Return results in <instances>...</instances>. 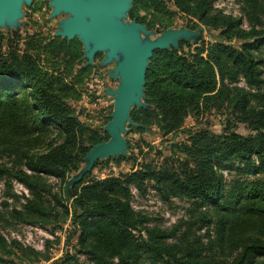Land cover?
Segmentation results:
<instances>
[{
    "label": "trees",
    "instance_id": "trees-1",
    "mask_svg": "<svg viewBox=\"0 0 264 264\" xmlns=\"http://www.w3.org/2000/svg\"><path fill=\"white\" fill-rule=\"evenodd\" d=\"M167 1L134 0L129 16L151 27L154 21L138 16V5L157 16L168 12ZM171 1L214 33L193 50L185 51L189 43L181 41L179 48L154 51L145 84L149 107L131 111L143 125L137 129L157 125L164 135L184 132L191 112L226 105L253 133L243 135L232 126L222 134L188 132L178 144L184 159L143 162L131 173L103 179L86 180L87 173L70 188L69 201L68 179L102 139L69 104L77 89L65 73L45 69L29 51L36 47L31 40L22 55L13 46L4 54L0 37V181H18L29 190L26 202L11 210L19 221L74 227L75 247L90 261L74 257V264H264V0H239L241 16L215 8L214 0ZM80 46L76 39L55 37L53 57L63 55L70 65L80 56L78 51L72 57V48ZM224 170L234 173L230 179ZM48 176L60 179L63 193L53 190ZM145 181L154 182L166 199L191 201L196 219L184 231L179 225L148 226L131 193L146 191ZM195 225L205 233H195ZM12 255L0 231V264H18Z\"/></svg>",
    "mask_w": 264,
    "mask_h": 264
},
{
    "label": "rangeland",
    "instance_id": "rangeland-1",
    "mask_svg": "<svg viewBox=\"0 0 264 264\" xmlns=\"http://www.w3.org/2000/svg\"><path fill=\"white\" fill-rule=\"evenodd\" d=\"M49 1L33 0L31 5H24V16L20 19L21 24L19 27H0V37L3 44L2 52L6 54L8 48L13 46L18 54L22 55L27 50V47L30 46L28 42L31 40L36 47L35 49L29 47V51L39 55L41 58L40 64L49 71L59 69L64 72L65 81L74 84L77 89L76 95L68 99L75 114L91 130H97L102 139L101 142L108 140L109 133L105 126L111 119V113L114 109V98L112 95L107 94L105 89H114L119 84V79L110 76V72L115 68L116 62L103 64L105 52H98L94 57L93 63L86 65L87 58L84 56L83 44L78 38L74 39L80 42V49L73 47L71 55L75 57V53L79 51L80 56L75 57L70 65L65 58L63 59V55L53 57L52 39L55 37L64 38L56 36L55 33L59 27V20L67 15L62 13L51 17L52 7H50ZM166 4L168 12H157V16H154L156 12L153 8L147 9L145 5H138V16L146 17L149 23L154 21L151 27L147 25L150 30L156 31L154 35H151L152 38L169 28H189L187 27L189 24H197L193 30L199 27L209 28L197 19L180 13L171 0L167 1ZM241 6L242 4L239 0H214L215 8L234 16H241ZM134 19L136 18L128 16L127 20L131 21ZM243 22L244 26L248 27V22L244 17ZM209 30L211 31L210 33L207 31L203 33L201 41L197 43L192 40L187 41L189 45H184V50H193L205 40L211 41L214 32L210 28ZM215 34H218V31H215ZM40 43L43 44L40 47L41 49H39ZM262 47L264 48V45ZM68 57L70 58V56ZM70 66L71 71L68 75ZM89 66L90 69L87 73L82 72L84 67ZM135 107L141 108L138 106L133 108ZM229 126H232L231 128L234 131L243 135L253 133L246 124L237 120L233 111L227 108L226 105H223L220 109L212 108L211 110H206L200 115L191 112L186 118L184 125V130L187 132L164 135L157 125L145 126V130H138L137 126L128 124L129 130L124 134L128 143L127 154L121 153L117 157L111 156L105 159H98L92 170L88 172L89 176L86 180L103 179L110 175L118 176L131 173L138 169L143 162H150L156 165L161 164L164 160H182L185 157L180 151L178 144L188 138V132L207 129L211 132L222 134ZM92 147L89 148L88 152ZM85 156L80 161L81 169L86 164L83 160ZM3 162L10 165L8 158H4ZM78 172L72 173L71 177ZM224 174L228 180L234 173L224 170ZM4 179H7V177L5 176ZM48 181L52 184L54 191L64 192L59 178L48 176ZM145 183L147 186L146 191L133 188L131 193L133 196V207L150 219L148 226L171 230L179 225L181 230L184 231L187 227L186 223L196 219V215L192 216L193 211L189 210L191 201L178 197L166 199L155 188L154 182L145 181ZM24 195L30 196L26 187L23 186L21 188L15 185L14 182L8 185L5 180L0 181V210L2 211L0 215V231L13 250L12 258L15 262L18 264H74V257H76L80 262L90 263L89 257L83 252H79L75 247L78 244V234L74 232L73 226L68 223L57 226L43 223L29 224L19 221L11 214L13 207H19L26 202ZM66 198L69 201V196H66ZM193 228L197 234L205 233V229L200 230L197 225L193 226ZM180 234L181 232L178 233V235ZM13 240H17L19 244H14ZM171 242H174V240Z\"/></svg>",
    "mask_w": 264,
    "mask_h": 264
},
{
    "label": "water",
    "instance_id": "water-1",
    "mask_svg": "<svg viewBox=\"0 0 264 264\" xmlns=\"http://www.w3.org/2000/svg\"><path fill=\"white\" fill-rule=\"evenodd\" d=\"M134 0H50L51 17L66 14L59 20L56 36L69 40L78 38L84 48L86 65L94 61L98 52H105L103 64L116 62L110 72L112 78L119 79L116 88H106L105 92L114 98V109L105 129L109 139L94 145L83 158L85 166L74 174L66 184V195L70 188L92 170L98 159L127 154L128 143L125 133L128 124L143 126L133 121L131 111L134 106L148 108L145 102L146 73L150 59L157 49L171 46L179 48L181 41L199 42L209 28H169L152 38L156 31L136 19L127 20ZM33 0H0V27H19L24 16V5ZM144 35V36H143Z\"/></svg>",
    "mask_w": 264,
    "mask_h": 264
},
{
    "label": "built area",
    "instance_id": "built-area-1",
    "mask_svg": "<svg viewBox=\"0 0 264 264\" xmlns=\"http://www.w3.org/2000/svg\"><path fill=\"white\" fill-rule=\"evenodd\" d=\"M14 183H15V185H17V186L23 188V185H22L21 183H19L18 181H14Z\"/></svg>",
    "mask_w": 264,
    "mask_h": 264
}]
</instances>
